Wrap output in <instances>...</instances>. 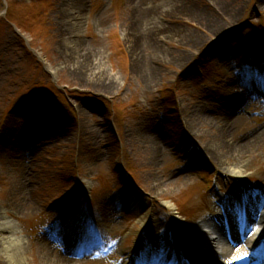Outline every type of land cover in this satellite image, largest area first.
I'll return each instance as SVG.
<instances>
[{
	"label": "rangeland",
	"instance_id": "obj_1",
	"mask_svg": "<svg viewBox=\"0 0 264 264\" xmlns=\"http://www.w3.org/2000/svg\"><path fill=\"white\" fill-rule=\"evenodd\" d=\"M66 1L0 0V14L9 9L8 22L0 21V220L5 216L16 225L25 264H48L51 257L93 264L42 249L46 224H56L67 238L73 234L62 224L67 219L62 211L77 209L81 191L99 213L100 230L122 238L130 249L147 213L164 231L172 220L184 226L188 216L202 212L212 185L235 182L228 166L239 167L248 181L264 183V145L251 161L239 160L238 149L225 157L212 150V140L228 141L225 130L247 137L264 125L258 103L238 94L231 80L224 84L232 75L222 50L232 40L231 29L246 21L264 26V0H71L80 7L83 30L69 47ZM232 4L235 16L223 14ZM152 6L162 13L146 17L145 25L141 12ZM143 27H163L174 38L155 34V50L145 51L136 41L142 40ZM131 31L134 36L126 37ZM220 77L223 83H214ZM31 80L30 89L17 87ZM57 89L67 96L64 108L57 106ZM31 90L41 98L34 120L23 104ZM16 98L21 104L13 107ZM254 108L260 113L244 115ZM201 109L204 115L196 117ZM194 117L198 121L192 123ZM189 139L207 162L199 156L183 159L182 144ZM119 179L135 191L139 214L118 207ZM4 259L0 255V264H8Z\"/></svg>",
	"mask_w": 264,
	"mask_h": 264
},
{
	"label": "bare ground",
	"instance_id": "obj_2",
	"mask_svg": "<svg viewBox=\"0 0 264 264\" xmlns=\"http://www.w3.org/2000/svg\"><path fill=\"white\" fill-rule=\"evenodd\" d=\"M136 1H138V0H136ZM139 3H141V1ZM213 3H215V2L213 1ZM64 9H65L64 12L66 13V21L65 22H66V26L68 29V33H67L66 38H65V44L69 47L70 45L75 43L76 37L83 30V22H82L83 17H82V13H81L79 5L75 2H72L71 0L66 1ZM169 10H170L171 14L176 15L177 8H175V9L172 8ZM144 13H145V15H144ZM158 13H162L161 8L158 6L145 7V9L142 10V12H141L142 17H143L142 20L144 21V24L146 25L148 22L145 19L146 17H149V16L152 17L154 14H158ZM222 13L228 15L229 17H234L235 14L237 13V5L232 4L231 7L226 6L224 8V10L222 11ZM210 23H211L213 28L216 27L215 26L216 23H212V22H210ZM139 24L143 25V23L142 24L139 23ZM154 30H156V31H154ZM141 31H142V38H141L142 40H136V41H137V45L140 48L145 49V51L149 50V51L153 52L155 50L154 42L152 39V38H155V36H154L155 34L174 38V36L172 34H169V32H167L165 30V28H163V27H157V29H155L154 27H147V28L143 27V30L141 29ZM131 35H133L132 31L125 34L126 37H128V36L131 37ZM84 56L85 57H84L83 61L87 62V60H89V57H87L85 54H84ZM149 74H151V75H149ZM149 74L146 76L151 77L152 72H149ZM204 113H205V111L203 109H201V110H198L197 113H195V114H197L196 117H202V115H204ZM197 121H198V119L195 118V120L193 119L192 123L197 122ZM225 131L230 136L228 138V141H225L224 138L212 140V142H213L212 143L213 144L212 150L213 151L219 150L223 153V156L224 155L228 156L232 152L234 153V151L236 149L241 150V153H243V154L241 155V157L238 158L239 160L244 159L245 157H248V160L251 161L253 159L257 160V156L260 157V153L258 154L257 152H260L261 150H258V149L264 145V127L262 129H257V130L253 129L256 136L259 137V141H256L254 135H253V137L250 136L245 141H242V138H239V137L234 138L232 136L233 135L232 133L230 135L228 130H225ZM221 132L222 133L220 135H223V136L226 135V133L223 130ZM147 138H149L150 141L153 140V137H147ZM255 151H256V154H255ZM157 153H158V150H157ZM253 154H254V156H253ZM221 160H222V158H221ZM227 171L229 174L233 175L234 177L242 178V177L247 176L246 174H244V172L239 167H237L235 165L228 166ZM169 207H171V206H169ZM206 222H207L206 220H202V221H200V225L205 224ZM151 226L153 227L152 223H151ZM16 228H17L16 225L12 221L8 220L7 217L3 216L2 219L0 220V255L3 258H5L4 260H6L8 264H25V259L23 256L24 241L18 235V231ZM4 233H5V235H4ZM201 237L204 239L206 236L203 237L201 235ZM197 251H198L197 249L192 250L193 254H196ZM204 258L208 259L210 257L207 256ZM47 260L49 261L48 264H74L73 262L71 263L69 261H62V260L55 259V257H52V258H50V260L49 259H47Z\"/></svg>",
	"mask_w": 264,
	"mask_h": 264
}]
</instances>
